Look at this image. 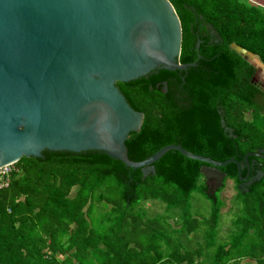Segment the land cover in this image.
Masks as SVG:
<instances>
[{
    "label": "trees",
    "instance_id": "16d2710c",
    "mask_svg": "<svg viewBox=\"0 0 264 264\" xmlns=\"http://www.w3.org/2000/svg\"><path fill=\"white\" fill-rule=\"evenodd\" d=\"M167 1L180 25L178 62L194 66L116 83L143 116L124 142L127 158L139 162L178 145L216 162H241L264 149V89L245 56L264 67V7L247 0ZM256 163L263 176L246 192L237 188L235 165L219 168L241 207L222 239L220 202L205 195L199 173L207 165L178 152L163 154L144 178L97 151L22 157L0 188V264H264V160ZM194 192L210 202L208 217L190 213ZM154 201L165 216H147L142 204ZM197 231L202 241L183 249L177 238Z\"/></svg>",
    "mask_w": 264,
    "mask_h": 264
},
{
    "label": "water",
    "instance_id": "95a60500",
    "mask_svg": "<svg viewBox=\"0 0 264 264\" xmlns=\"http://www.w3.org/2000/svg\"><path fill=\"white\" fill-rule=\"evenodd\" d=\"M180 44L167 0H0V168L45 151H97L144 178L163 154L175 151L207 165L199 169L206 196L222 188L219 168L227 164L235 165L237 188L246 192L263 176L256 159L264 160V149L241 162H216L178 145L139 162L127 158L124 142L143 116L116 83L157 70L186 71L194 63L178 62ZM220 126L230 134L222 120Z\"/></svg>",
    "mask_w": 264,
    "mask_h": 264
},
{
    "label": "rangeland",
    "instance_id": "374dc122",
    "mask_svg": "<svg viewBox=\"0 0 264 264\" xmlns=\"http://www.w3.org/2000/svg\"><path fill=\"white\" fill-rule=\"evenodd\" d=\"M251 3L264 7V0H247ZM246 56V55H245ZM250 58V57H249ZM259 62V61H258ZM264 69V68H263ZM262 69L261 72H264ZM223 188L217 193L215 192L216 198L220 202V211L218 215V223H217V233L218 237L224 239L226 235V230L230 225V221L235 218L236 214L240 211V204L239 202H235V191H234V184L231 180H226L223 183ZM235 202V203H234ZM144 210L148 213L147 216L154 217L157 215H164L163 207L164 205L159 201H154L153 204L150 203H143L142 204ZM210 202L204 199L198 193H191L189 195V210L190 213L197 217V218H206L210 212ZM155 214V215H153ZM172 216V215H168ZM201 232H196L188 237L186 236H179L177 239L180 241L183 249H192L195 248L201 241L202 238L200 236ZM197 235V236H196Z\"/></svg>",
    "mask_w": 264,
    "mask_h": 264
},
{
    "label": "crops",
    "instance_id": "0c3cea01",
    "mask_svg": "<svg viewBox=\"0 0 264 264\" xmlns=\"http://www.w3.org/2000/svg\"><path fill=\"white\" fill-rule=\"evenodd\" d=\"M249 59V61L255 66L256 68V74L254 75V81L259 84L260 87L264 89V72H261L264 68L256 58H254L252 55H246ZM264 71V69H263ZM172 217V216H171ZM173 218V217H172Z\"/></svg>",
    "mask_w": 264,
    "mask_h": 264
},
{
    "label": "built area",
    "instance_id": "2783aa9c",
    "mask_svg": "<svg viewBox=\"0 0 264 264\" xmlns=\"http://www.w3.org/2000/svg\"><path fill=\"white\" fill-rule=\"evenodd\" d=\"M11 166L12 164L0 168V188L7 185L9 181V175L12 172Z\"/></svg>",
    "mask_w": 264,
    "mask_h": 264
},
{
    "label": "flooded vegetation",
    "instance_id": "af4514ba",
    "mask_svg": "<svg viewBox=\"0 0 264 264\" xmlns=\"http://www.w3.org/2000/svg\"><path fill=\"white\" fill-rule=\"evenodd\" d=\"M261 169H262V167H261ZM254 170H255V168L253 167L252 170H250V173L249 174L250 175H253L252 172L254 173Z\"/></svg>",
    "mask_w": 264,
    "mask_h": 264
}]
</instances>
